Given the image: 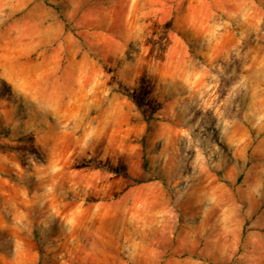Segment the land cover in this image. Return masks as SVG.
Masks as SVG:
<instances>
[{
	"label": "rangeland",
	"instance_id": "374dc122",
	"mask_svg": "<svg viewBox=\"0 0 264 264\" xmlns=\"http://www.w3.org/2000/svg\"><path fill=\"white\" fill-rule=\"evenodd\" d=\"M0 264H264V0H0Z\"/></svg>",
	"mask_w": 264,
	"mask_h": 264
}]
</instances>
